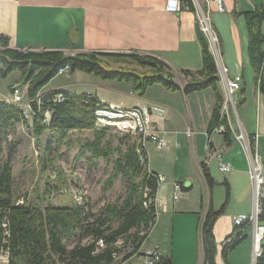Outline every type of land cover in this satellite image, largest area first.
<instances>
[{"label": "crops", "instance_id": "1", "mask_svg": "<svg viewBox=\"0 0 264 264\" xmlns=\"http://www.w3.org/2000/svg\"><path fill=\"white\" fill-rule=\"evenodd\" d=\"M194 1L209 14L228 76L241 73L242 88L235 95L240 125L236 130L241 129L247 138L254 140L255 150L264 164V63L259 84L254 80L249 62L247 30L240 14L253 10L264 0H222V11L213 0ZM194 1V8H199ZM165 2L0 0V35L8 38V47L15 49L61 50L69 55L78 52L150 55L170 68L173 82L179 87L177 90L153 84L139 96L133 92L131 82L103 80L76 71L71 76H79L77 82L52 84L51 79L40 92L93 94L100 101L123 107L154 109L155 124L167 131L165 146L158 149L150 142L144 149L148 169L164 177L156 192L163 205L142 250L155 248L160 256H171L173 264H206L200 238L201 218L208 205L213 211L222 207L212 229L218 250L217 264H225L220 252L231 239L228 237L233 228L232 218L252 210L248 163L242 146L232 135L228 140L222 134H212L208 138L207 130L216 103L213 89L183 91L188 78L181 71L194 72L201 68L197 13L186 6H181L176 13L167 12ZM261 31L264 33V21ZM208 44L213 52V43L208 41ZM19 78L20 72L9 86L17 84ZM219 87L223 92L220 84ZM223 109L226 113V107H221L220 111ZM187 127L191 129L190 134L185 132ZM217 150L231 163V172L224 174L218 170V159L214 156ZM201 164L213 178L211 188L203 178ZM174 182L182 183L184 191L187 190L185 201H178L181 193L176 201L169 199ZM227 259L228 264H255L249 224L242 227V236L228 252ZM128 264L145 263L140 254H135Z\"/></svg>", "mask_w": 264, "mask_h": 264}, {"label": "trees", "instance_id": "2", "mask_svg": "<svg viewBox=\"0 0 264 264\" xmlns=\"http://www.w3.org/2000/svg\"><path fill=\"white\" fill-rule=\"evenodd\" d=\"M181 6L195 11L192 0H181ZM240 14L247 30V54L254 80L260 84L264 63V33L261 31L264 1L253 10ZM197 36L201 45V68L194 72L181 71L188 78L183 91L189 93L211 87L215 92L216 103L207 130L210 133L220 122L223 95L214 56L198 25ZM115 64L119 65L114 66ZM65 65H68L69 73L82 71L103 80L131 82L133 92L139 96L145 88L153 84H161L170 90L179 89L173 82L174 76L170 68L150 55L104 52H78L69 55L61 50L15 49L8 47V38L0 35V75L5 77L12 71L20 72L17 82L26 86V96L31 99L33 110L29 126L31 136L38 139L45 131L51 130L56 131L62 139L71 130H92L93 139L81 147L82 152L88 149L92 157L105 160L114 151L117 152L112 174L106 180L104 190L112 185L118 175L126 181L125 194L118 196L114 202L103 204L96 211L83 200L82 203L75 202L72 205L48 203L44 207L28 201L18 203L13 196L11 164L16 145L10 143L6 159L0 161V247L3 246L9 251L8 264H122V261L133 255L141 254L142 244L147 241L148 231L156 219L153 202L146 203L155 197L158 185L150 177L145 152L143 151L144 159L140 162L136 153V139L124 149L106 148L102 144L109 128H98L95 125V110L102 106L98 97L86 93L41 91L42 107L38 110L34 97ZM11 91L10 86L9 92ZM57 94V98L61 97L62 101H51L57 99ZM47 108L52 111L46 112L48 119L45 118L44 124V110ZM24 114V110L15 103L0 99V154L3 152L4 142L10 134H14L17 125L27 126L28 121ZM226 127L224 139L228 140L232 132L227 125ZM201 171L206 184L211 188L213 178L204 164H201ZM205 210L204 218L200 222L204 261L206 264H217L218 250L212 228L222 207L213 211L208 205ZM258 221L264 223V203L261 205ZM3 223L6 224L8 233L4 245L1 242ZM98 240L102 241V247L97 245ZM239 240L231 238L225 242L220 252L225 264H228V252ZM156 264H173V261L171 256H160ZM255 264H264V240Z\"/></svg>", "mask_w": 264, "mask_h": 264}, {"label": "rangeland", "instance_id": "3", "mask_svg": "<svg viewBox=\"0 0 264 264\" xmlns=\"http://www.w3.org/2000/svg\"><path fill=\"white\" fill-rule=\"evenodd\" d=\"M117 65L119 64L114 66ZM124 66L131 65L124 64ZM18 72L12 71L5 77L0 75V96L9 93V85L18 78ZM72 74L57 75L52 78V84L77 82L76 79H79V76L75 78L71 76ZM23 98L27 97L23 95ZM27 123V126L17 125L14 134H10L7 141L4 142L3 152L0 154V161H4L9 144L15 143L11 158L15 202L28 201L39 207H44L48 203L72 205L75 202L82 203L83 200L92 210L96 211L103 204L114 202L118 196L125 194L126 181L121 175L113 180L110 187L105 190L103 188L106 185V180L112 174L113 162L117 157L116 151L107 160L92 157V153L88 149L82 152L81 147L93 139L92 130H71L62 139L56 131L47 130L38 139H34L29 132L30 116H28ZM136 137V133H120L115 127H109L102 144L106 148L120 147L124 149ZM220 175L222 176V174ZM186 191L181 190L179 202L185 201ZM169 199L172 200V187ZM122 262L126 264L127 260Z\"/></svg>", "mask_w": 264, "mask_h": 264}, {"label": "built area", "instance_id": "4", "mask_svg": "<svg viewBox=\"0 0 264 264\" xmlns=\"http://www.w3.org/2000/svg\"><path fill=\"white\" fill-rule=\"evenodd\" d=\"M217 9L219 11L223 10L222 0H213ZM181 8V0H166L165 2V10L167 12L176 13ZM197 13V25L200 30L206 36L207 41H213V52H211L214 56L216 67H217V75L219 84L223 88V101L221 106H226V113L219 114L220 122L217 123L208 134V138L212 134H222L226 132V125L233 132V137L236 141L240 143L242 146L245 156L248 163L247 175L252 191V210L250 213H241L236 214L232 218L233 228L231 234L228 238L240 239L242 236V227L245 224H249L251 226V240H252V258L256 260V258L260 255L261 243L264 240V223L258 221V216L261 212V205L264 203V164L261 162L260 157L255 150L254 140L251 138H247L243 131L236 130L239 125V120H237V99L235 97L236 93L240 91L242 88V78L241 73L238 72L234 74V76L229 77L226 67L222 64L219 48H218V40L211 28L210 17L207 11H205L200 5L199 9H195ZM68 65H65L64 68L61 69V74L68 72ZM12 91L6 95L0 96V98H9L15 102V105L21 107L24 110V115L27 118L33 115V110L31 108L30 101L31 99L23 98V95L26 96V86H21L18 83L11 86ZM93 95V94H88ZM27 97V96H26ZM42 93L39 92L34 98L36 99V104L38 110L42 107ZM51 101H62V99H51ZM102 101V108H99V113L105 116V120L111 121V117H109V113H104V105H116L110 102ZM49 107V106H47ZM118 109V114H122L123 123L125 124V133L128 131H135V122H143L144 123V138H137V156L142 161L143 155V145H148L150 142L154 143V145L158 149H162L165 146V134L167 131L158 128L153 119V115H156L154 109L147 107H123L120 105H116ZM28 109V110H26ZM52 111L51 108H47L44 110V119L43 123L45 124L46 112ZM237 120V121H236ZM234 121V122H233ZM113 122V121H112ZM187 134L191 133V129L187 127L185 129ZM206 147H209V143H206ZM217 161V168L221 173H229L232 171L233 167L229 161H225L222 157L221 151L217 150V153L214 155ZM150 177L155 179L158 187L162 183L164 177L160 174L154 173L150 171ZM184 188V185L180 182H174L172 185V200H175L179 197L181 190ZM18 202V203H22ZM153 202L154 212L157 218L159 214V210L162 209V203H159L156 195L154 198H150L148 203ZM206 211V210H205ZM204 211V213H205ZM204 213L203 217L204 218ZM3 238L1 240L2 244H6L5 236H7L6 224L3 223ZM227 238V240H228ZM99 247H102V241L98 244ZM144 260L145 264H156L160 258L159 253L155 248H147L143 249L140 254ZM9 261V251L7 248L3 246L0 247V264H8ZM129 263V259H127V264Z\"/></svg>", "mask_w": 264, "mask_h": 264}, {"label": "bare ground", "instance_id": "5", "mask_svg": "<svg viewBox=\"0 0 264 264\" xmlns=\"http://www.w3.org/2000/svg\"><path fill=\"white\" fill-rule=\"evenodd\" d=\"M210 42L211 44L213 43V41H210ZM57 74H61V69L57 71ZM0 99L4 100L5 102H12L13 104L15 103L12 101V99H9V98H0ZM99 108H102V106L97 107L94 113L96 127L98 128L115 127L119 132H125V124H118V123H123V116L122 114H118V109L116 108V105H104V113H109V117H111V121L105 120V116L99 113ZM220 113L225 114L224 109L221 110ZM46 119H48L47 113H46ZM128 133H132V134L136 133L137 137L135 141H136V146H137V138H144V123L135 122V131H128ZM136 151H137V148H136ZM143 151L145 152L144 145H143ZM143 159H144V156L142 155V161ZM100 243H101V240H98L97 245Z\"/></svg>", "mask_w": 264, "mask_h": 264}]
</instances>
